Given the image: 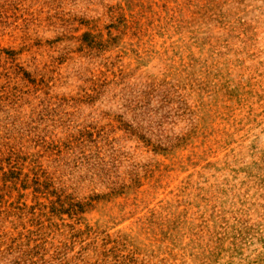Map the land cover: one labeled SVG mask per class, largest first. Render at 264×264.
Returning <instances> with one entry per match:
<instances>
[{
    "label": "rangeland",
    "instance_id": "rangeland-1",
    "mask_svg": "<svg viewBox=\"0 0 264 264\" xmlns=\"http://www.w3.org/2000/svg\"><path fill=\"white\" fill-rule=\"evenodd\" d=\"M0 264H264V0H0Z\"/></svg>",
    "mask_w": 264,
    "mask_h": 264
}]
</instances>
